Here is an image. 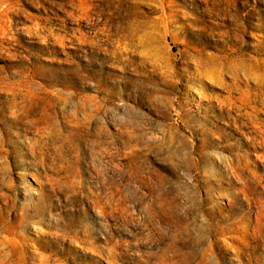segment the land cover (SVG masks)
<instances>
[{
    "label": "rangeland",
    "instance_id": "374dc122",
    "mask_svg": "<svg viewBox=\"0 0 264 264\" xmlns=\"http://www.w3.org/2000/svg\"><path fill=\"white\" fill-rule=\"evenodd\" d=\"M119 5L116 16L151 26L157 55L117 37L82 42L93 29L71 0H0V93L33 74L59 95L47 150L32 147L35 129L0 124V248L5 237L32 261L153 264L174 234L187 264H264L263 150L245 143L250 127L222 112L217 98L228 93L198 79L192 59L230 45L264 58L252 52L264 44V0ZM237 154L244 179L230 167ZM117 182L128 211L105 216L99 200Z\"/></svg>",
    "mask_w": 264,
    "mask_h": 264
},
{
    "label": "bare ground",
    "instance_id": "6f19581e",
    "mask_svg": "<svg viewBox=\"0 0 264 264\" xmlns=\"http://www.w3.org/2000/svg\"><path fill=\"white\" fill-rule=\"evenodd\" d=\"M98 1L71 0L76 9L71 12L73 17L85 19L89 27L93 29L90 35L82 32L80 37L82 42L99 45L117 37L120 45L127 49L135 48L140 44L146 46L143 53L158 54L160 50L158 46H147L156 38L147 22L138 19L124 21L119 15L116 16L115 14L122 8L120 5L113 6L119 0H104V3H97ZM206 28H210V25ZM197 38L201 37L197 35ZM228 38L230 41H234L233 35H228ZM235 40L237 45L239 40L237 38ZM252 52L256 55L264 54V44H259ZM250 56L244 52V49L232 45L229 48H223L219 53H207V57L202 50H199L198 53L192 55L196 65L193 74L200 80L208 78L213 84L226 90L227 96L217 98L222 112L233 119L240 129L250 127L246 133L245 143L251 142L261 148L264 156V58ZM28 76L30 78L22 81L18 89L0 93V124L3 129L9 124L14 126L23 124L26 129H35L37 137L31 141V144L36 151L40 152L49 148L51 143L48 140L53 130H55L54 139L56 140L57 123L53 120L55 115L52 111H54L53 106L59 95L43 91L44 85L36 81V76L33 77V74H28ZM40 77L48 79L46 74H42ZM243 82L249 83L250 87L243 89ZM235 90L238 91V96L234 94ZM197 92L203 93L200 89ZM209 99L211 98L209 97ZM8 103H10L9 112L6 110ZM4 132L6 133L5 129ZM58 148L62 149L61 146ZM77 149H79L78 144ZM65 150V152L74 151V143L69 141V147ZM243 156L245 154H237V161L232 162L230 167L244 179L242 170H244L245 164L241 160ZM259 178L263 179V176L259 175ZM102 199L108 209L102 210L98 203L99 208L97 209L105 216H108L109 213H127L126 187L122 183L117 182L113 189L106 191L105 197L101 198L99 203L102 202ZM68 232L71 231L68 230ZM74 235L81 238L77 233ZM173 236L172 242L163 246L160 253L151 252V255L157 257L153 264H187L185 259L179 258V248L175 249L177 242L174 234ZM4 239V246L0 248V264H53L50 257L43 253H39L32 261L22 242H18V239L15 241L5 237ZM58 260L56 264H64V262H60L63 261L61 258Z\"/></svg>",
    "mask_w": 264,
    "mask_h": 264
}]
</instances>
